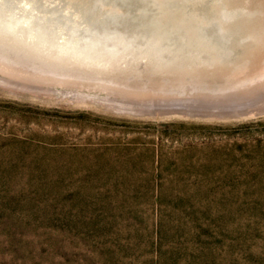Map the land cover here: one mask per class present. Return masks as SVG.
<instances>
[{"label":"rangeland","instance_id":"374dc122","mask_svg":"<svg viewBox=\"0 0 264 264\" xmlns=\"http://www.w3.org/2000/svg\"><path fill=\"white\" fill-rule=\"evenodd\" d=\"M5 78L0 264H264L263 111Z\"/></svg>","mask_w":264,"mask_h":264},{"label":"bare ground","instance_id":"6f19581e","mask_svg":"<svg viewBox=\"0 0 264 264\" xmlns=\"http://www.w3.org/2000/svg\"><path fill=\"white\" fill-rule=\"evenodd\" d=\"M0 71L139 113L264 112V0H0Z\"/></svg>","mask_w":264,"mask_h":264},{"label":"trees","instance_id":"16d2710c","mask_svg":"<svg viewBox=\"0 0 264 264\" xmlns=\"http://www.w3.org/2000/svg\"><path fill=\"white\" fill-rule=\"evenodd\" d=\"M193 196H194L193 194H187V193H183V192L176 193V198H178L179 200H183V201L191 200ZM158 199L161 200L162 197L158 196Z\"/></svg>","mask_w":264,"mask_h":264}]
</instances>
